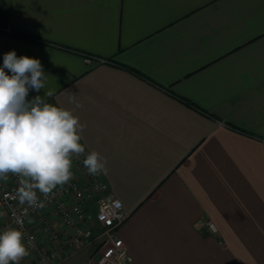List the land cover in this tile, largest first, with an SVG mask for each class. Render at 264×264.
Here are the masks:
<instances>
[{"label":"crops","instance_id":"crops-1","mask_svg":"<svg viewBox=\"0 0 264 264\" xmlns=\"http://www.w3.org/2000/svg\"><path fill=\"white\" fill-rule=\"evenodd\" d=\"M13 50L46 74L27 99L51 91L104 157L132 264H264V0H0V67Z\"/></svg>","mask_w":264,"mask_h":264},{"label":"clouds","instance_id":"clouds-1","mask_svg":"<svg viewBox=\"0 0 264 264\" xmlns=\"http://www.w3.org/2000/svg\"><path fill=\"white\" fill-rule=\"evenodd\" d=\"M45 80L39 59L18 57L14 50L4 54L0 67V181H7L9 174L17 176L18 200L33 209L44 206L37 192L47 198L58 185L74 178L73 158L84 156L82 163L90 175L106 171L100 153L85 154L80 142L85 125L72 110L46 102L44 97L52 96L51 91L27 99L30 90L45 88ZM15 224L23 225L22 216L15 217ZM25 235L20 227L0 231V264H20L30 255L33 238L28 237L26 246Z\"/></svg>","mask_w":264,"mask_h":264},{"label":"built area","instance_id":"built-area-1","mask_svg":"<svg viewBox=\"0 0 264 264\" xmlns=\"http://www.w3.org/2000/svg\"><path fill=\"white\" fill-rule=\"evenodd\" d=\"M95 57H88L92 59ZM102 60V59H101ZM84 156L73 158L79 169L87 179L92 194L101 195L98 199V210L93 224H86V211L84 207L85 195L80 183L74 177L64 185H58L47 198L37 192L43 202L42 208H29L21 205L16 195L19 188L17 176L9 174L7 181H0V213L7 216V222L0 225V231L7 227H20L26 233L24 242L27 246L28 237L33 238L34 247L29 246L33 258L30 264H49L60 257L66 248H76L98 240L99 244L93 252L94 264H132L131 258L119 236V229L126 221L128 214L124 210L122 201L114 194L109 193L108 184L100 174L90 175L82 161ZM107 192L106 195H104ZM104 193V194H103ZM72 197L73 203H67L66 198ZM54 206L59 219L65 228L60 232L49 217L43 215L46 208ZM27 208V212L24 209ZM2 216V215H0ZM22 216L23 225L15 224V217ZM38 216L41 220L43 231L50 239V244L45 246L36 230L31 226V219ZM212 231L216 226L212 221L207 222Z\"/></svg>","mask_w":264,"mask_h":264},{"label":"rangeland","instance_id":"rangeland-1","mask_svg":"<svg viewBox=\"0 0 264 264\" xmlns=\"http://www.w3.org/2000/svg\"><path fill=\"white\" fill-rule=\"evenodd\" d=\"M85 154H86V152H85ZM72 173L74 174V177L77 179L78 183H80L82 191L86 197L85 202H84V207H85V211H86V221L85 222L87 225L90 226L91 224H93V220H94L96 212L98 210V199L101 195L96 194V193L92 194V190L89 187V184L87 183L86 177L83 175V172L79 169L77 162L74 160L72 162ZM106 194H107V192L104 195H106ZM65 200L68 204L73 203L72 197H68ZM50 208L53 209V211L55 213H57L56 208L54 206L46 208L43 211V213H45V211L47 209H50ZM44 215H46V214H44ZM6 222H7V216L5 214H3L2 216H0V225H3ZM39 223L42 224L41 220ZM28 250H30V249L28 248ZM31 253H32V251H31ZM33 255L34 254L32 253V256Z\"/></svg>","mask_w":264,"mask_h":264},{"label":"trees","instance_id":"trees-1","mask_svg":"<svg viewBox=\"0 0 264 264\" xmlns=\"http://www.w3.org/2000/svg\"><path fill=\"white\" fill-rule=\"evenodd\" d=\"M23 36L27 37V38H30V39H33V40H38V41H44L34 35H30V34H22Z\"/></svg>","mask_w":264,"mask_h":264}]
</instances>
